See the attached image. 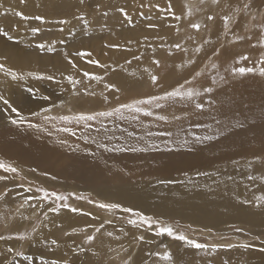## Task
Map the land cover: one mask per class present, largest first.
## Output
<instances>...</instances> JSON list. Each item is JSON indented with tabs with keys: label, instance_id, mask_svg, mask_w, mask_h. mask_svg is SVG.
I'll use <instances>...</instances> for the list:
<instances>
[{
	"label": "snow or ice",
	"instance_id": "6c2138e0",
	"mask_svg": "<svg viewBox=\"0 0 264 264\" xmlns=\"http://www.w3.org/2000/svg\"><path fill=\"white\" fill-rule=\"evenodd\" d=\"M53 0H45L47 5ZM28 0H19V4L27 5ZM53 7L55 4L53 2ZM76 11L71 14H65L52 20L60 32L65 31V27L72 25L73 20L80 23L82 32L85 35L90 34L92 22L89 20V15L92 11L89 10L87 0H77L75 5ZM103 5L102 0H97L95 13H99L104 17L109 16L107 8ZM140 7H146L141 2ZM147 7L156 9L158 15L154 18L152 15H145L140 12L148 23L146 28L149 30H159L160 24L153 22L154 20H166L171 18L173 21L185 20L188 27L197 35H189L188 40L194 41L191 47L185 46L179 42H174L169 47L183 53L188 57L186 61L181 59V63L177 67L183 72L187 70V74L183 75L181 80H178L170 89H164L162 92L150 94L143 98L132 99L130 102H122L116 106L106 108L104 110H94L91 112H78L75 114L52 115V109L57 107L53 102L51 107L40 106L39 110L29 109L28 114H25L23 108L13 106L8 98L0 95V102L5 106L2 111L10 112L7 116V121L16 128L32 129L37 132H47L48 136H52L53 132L48 125L55 127L57 120L61 126L56 127L57 133L63 132L70 136L76 137V127H82L84 131L77 137L83 141L87 157L97 158L98 154L103 153H130V154H145L152 152L160 153H176L185 151L194 153L203 151L205 147H215L213 142H221L228 139L234 132L241 130L244 132L251 131L252 139H259L262 148L259 152H253L252 158L245 160L241 164L238 160H231V164L237 170L245 169L244 177L255 182L258 177L253 174V170L264 172V110H262L258 124L257 119L250 116H227L223 113V108L227 100L221 99L219 93L229 83L242 77H258L264 79V56H260L256 61L259 64V70L255 64L248 66L247 62L250 57L246 54L233 52V47L244 42H251L253 36L256 37V43L252 47L264 49V0H199L198 4L190 2L185 6V9L177 14L171 0L162 7L159 3L149 4ZM0 15L11 12L18 17L21 22H27L31 19L48 23L49 20L44 15H26L24 11L17 9L4 8ZM214 9H219L217 13ZM116 11L122 17L125 24H130L135 27L134 18L125 7H118ZM204 14L199 21L193 17L198 14ZM219 20L220 27L216 29V38L212 39V28ZM168 27H175L177 34L180 28L178 24H169ZM240 28L241 32L235 29ZM201 29L205 30V34L200 35ZM15 31V28L11 29ZM30 32L33 36H38L41 32L40 27H31ZM0 36L8 41L15 40V37L10 34V30L0 28ZM147 37L145 40L147 41ZM131 43V42H129ZM187 43V42H186ZM40 51H53L54 49L46 42H40L35 45ZM109 48H118V45H106ZM159 47L163 48L161 44ZM149 50L155 54L157 47L151 44L148 45ZM131 51L130 48L126 49ZM169 55H172L170 50ZM67 63L73 68L78 69L75 61L69 57L67 52L64 53ZM75 56L87 57L88 64H94L97 67L108 70L111 66L101 64L98 60H92L91 53L87 51H76ZM233 61L228 63L227 60ZM132 59L140 61L142 55H133ZM131 64L132 61L128 60ZM152 64L159 68L161 62L159 59H152ZM201 66L203 71H201ZM115 70V69H112ZM148 74L150 83L153 87L161 88L159 83L160 77L153 73L151 69L145 67L143 69ZM0 73L10 77L13 82L23 81L26 77L37 81L47 80L53 81L55 77L50 74L27 72L20 73L11 68H7L4 63H0ZM83 78L89 81L100 83L105 79L102 75L82 72ZM135 75V73H132ZM70 87L71 93L74 96L90 95L96 96L97 93L89 91L88 86L80 88L82 80L76 76L68 74L63 76ZM59 84L60 81H57ZM104 88L120 92L115 84L105 83ZM30 98L38 101H49L47 95L38 94V90L33 87L26 89ZM101 95H103L101 93ZM119 100V96L115 97ZM103 100L108 101V96L103 95ZM62 101L59 107H63ZM177 106H179V114H177ZM159 110V111H158ZM71 112V109H69ZM162 112L166 114H161ZM207 116L209 122H199L202 117ZM31 117H35L37 122H33ZM145 118H152L148 123ZM198 122L193 123V120ZM173 125V129L167 131H152L153 126L158 127L159 123ZM71 125V126H70ZM126 125H134L133 130H129ZM261 128L259 135L256 133L257 127ZM94 129L95 134L87 130ZM136 129H140L138 133ZM200 130V131H198ZM119 133V134H118ZM161 138L163 147L161 146ZM61 146H69L66 139L59 141ZM88 146H95V150H91ZM73 151L81 150L79 145L69 146ZM35 171V169H32ZM0 181L5 182L3 187H0V205L12 203L14 209L8 215H0V223L8 228L10 223H17L19 226L15 229H10L7 233L0 232V241L8 245L4 249H0V264H16L15 258L23 257L27 264H32L33 257L26 254L22 250L24 244L34 245L37 243L43 244L44 247L54 252L60 249L61 245L66 243L65 238L72 239L74 247L69 251L73 254L74 259L69 261L66 256H60L55 259H48L41 256L39 264H77L80 255L88 256L85 264H141V261L134 257L131 249L136 244L149 243L145 235L133 232H126L121 228L120 235L113 231H107L106 225H111L112 218L100 219L91 212H84L83 208L74 207L68 201L69 195L62 194L55 190H50L47 187L33 185L31 181H27L25 187L24 181L26 178L21 174L19 168L10 164H5L0 161ZM47 175V173H45ZM187 176V173H185ZM226 177V179H225ZM201 178L206 181L211 180L213 185L219 188L221 185H227L229 181L236 183L235 176L228 173L225 168H215L213 171H198L195 174V179L189 178L187 185L199 187L197 183ZM54 179V177H53ZM260 195H253L252 198L239 200L241 206L248 205L254 210H258L261 216H264V175L259 177ZM161 184L173 183V181H160ZM203 187L209 191L212 190V185L205 183ZM247 187V186H246ZM76 200H87L88 204L95 205L96 208L107 211L115 216L117 211L128 213L130 216L125 219V223L130 226V229H144L147 232L154 234V237L167 236L173 240L183 242L189 249L195 250L197 253H202L203 264H233L232 258L227 253L239 251L242 254L255 250L264 254V233L252 235L243 227H233L234 234H243L248 237L247 240L233 241L230 236L217 235L214 232H209L206 242H199L195 238H191L171 224H166L160 219L144 214L131 207H124L119 202H97L94 199H89L84 196L70 194ZM67 211L71 214H80L92 217L93 221L99 220V223L86 224L81 228L69 226L65 228L63 222H58L61 213ZM91 229V233H89ZM56 231L62 233L61 236L55 235ZM109 238V241H121L123 238L130 237L131 243L125 245L121 243L119 249L113 248L111 243H105L104 237ZM258 241V245L251 241ZM106 249V251H105ZM152 252L149 255L156 257L159 261H166L167 264H176L173 254L167 250ZM115 253L114 256L109 255ZM155 264V261H154ZM241 264H247L246 261H241Z\"/></svg>",
	"mask_w": 264,
	"mask_h": 264
},
{
	"label": "bare ground",
	"instance_id": "6f19581e",
	"mask_svg": "<svg viewBox=\"0 0 264 264\" xmlns=\"http://www.w3.org/2000/svg\"><path fill=\"white\" fill-rule=\"evenodd\" d=\"M133 1L135 4V7H136L135 9H138L140 7L139 6L140 0H133ZM147 1H149V3H153L154 0H147ZM164 1L165 0H162V3H164ZM3 3H5V2H3ZM165 4L166 3H164L163 5H165ZM64 5H66V4H64ZM67 5H69V4H67ZM70 6H71V4H70ZM32 7H34V6H32ZM148 9L150 10V7ZM151 11H152V9H151ZM1 16L3 18L6 15L5 16L1 15ZM6 18H7V16H6ZM106 19H108V18H106ZM12 20L13 19H11V21ZM99 21H101V20L99 19ZM105 21H107V20H105ZM161 22L164 23L165 21H163V19H162ZM124 25H126V24H124ZM118 26L121 27V25H118V24L116 26L113 25V27H115L116 29L120 28ZM99 27H100V25H99ZM113 27H111V28H113ZM162 27L163 26L160 25L159 30H154V32L147 31V33H146L147 35L146 34L140 35L141 33H144V31H145L141 27H138L135 31L133 30L134 34L132 35V38L135 35L139 34V38L137 40H135V42H133V44L135 43L133 46L134 54L135 55H138V54L141 55V54H143V52H145L148 55L152 56L153 53L148 48L149 44L156 46V47L161 45V44L165 45V42L168 41L169 39H168V37L165 38L162 36V35L167 33V32L165 33L164 31L163 32L161 31ZM217 28H219V27L217 26L216 29ZM100 29H98V30H100ZM107 29H108V27H107ZM95 30L97 31V29H95ZM95 30H92L91 33H93V31H95ZM124 33H122V34H124ZM128 33L129 32H127V34ZM131 33H132V31H131ZM89 35H91V34H89ZM98 35L99 34L93 35L92 37L93 38L98 37ZM156 35L162 36L161 37L162 43L159 42V39H156ZM18 37H20V35ZM73 37H75V35ZM85 37L87 38V36H85ZM145 37L148 38L147 41L145 40ZM86 38H85V40H86ZM93 38L91 39L92 41L90 40L91 42H93ZM3 39H4V37H3ZM83 40H84V38H83ZM81 41H82V39H81ZM91 42H90V44H91ZM79 43H80V41H79ZM30 44H32V43H30ZM94 44H97V42L96 43L94 42ZM127 44H129V43H127ZM170 45L171 44H168V46H170ZM66 46H68V45H66ZM15 47L16 46H14L13 48H15ZM56 47H57V45H56ZM126 48L124 49L125 51H126ZM159 49L160 48L157 47V50H159ZM170 50L172 51L173 54L169 56L170 58L168 60L170 61V59H171L173 61V63H176L178 57L175 56V53L173 52L174 49H170ZM260 50H262V49H260ZM20 51H21V49H20ZM101 51H102V49H101ZM120 52H123V51H120ZM113 53H114V51H113ZM10 54H11V52H10ZM101 54H103V52ZM133 55H132V57H133ZM50 56H52V54H50ZM158 56H161V55H158ZM75 57H77V56H75ZM132 57L131 58H127V57L125 58V56H123V55L121 57L114 56L110 63H106L107 65H110L111 67L107 71L104 69H101V71L103 70L102 71L103 74L107 75L108 82L111 84H115L118 88H120L119 93H123V94H128L130 92L136 93V91H138V89H139L140 72L143 71L142 68H143L145 60L141 59L140 61H136V60L132 59ZM98 59H100V58H98ZM80 60L83 61L82 57ZM128 60H131L132 63L131 64L127 63L126 61H128ZM103 61L104 60H102V62L101 61L100 62L103 63ZM105 61L108 62V60H106V57H105ZM13 64H14V62H13ZM170 64H171V61H170ZM93 65L94 64H92V66ZM68 66H69V64H68ZM94 67H95V65H94ZM112 69H115V70H112ZM95 70H97V69H95ZM174 71H175L176 75H178V76H179V74L181 75V73H182V72H179V68L177 67V65H174ZM98 72H99V70H98ZM37 73H39V72H37ZM45 73L46 72H44V74ZM132 73H135V75H132ZM49 74L53 75L55 77V79L53 81H47L46 80L45 90L49 94H51V97H52L49 101H38V100L34 101L33 99H30L27 101H23L22 107L19 105L18 102L14 103L13 106H20L21 108L24 109L25 114H28L29 109L39 110L41 105H43L45 107H51L53 102H54V96L57 94V92L60 91V88L62 87V85H68V84H67L66 80L61 78L64 76V75H62V73L58 74L54 71V72L49 73ZM68 74H70V73H68ZM169 77H170L169 78L170 80L168 81V84L171 83L172 85H175V83L177 81L176 82L174 81V78H173L174 76L173 77L169 76ZM57 81H60V83L58 84ZM83 81L84 82H91L87 79H83ZM233 82L229 83L226 86V88H224L221 91V93H219L221 99L228 101V103H226L224 108H223V113L227 116L239 115L241 118L243 116H250L253 119H257L258 124H259L260 123V121H259L260 114H261L262 110H264V80L250 78L249 80L235 81L234 84H233ZM38 85H40V84H38ZM16 86H18V85H16ZM164 86H163V88H164ZM0 87H1V82H0ZM6 87H7V89H9L10 85H7ZM14 87H15V85H14ZM152 88H153V86H152ZM65 89L66 88H64V90ZM102 92L105 93V95H107L109 97V99L110 98L114 99L116 97L115 90L104 89V91H102ZM9 93H10V91H9ZM69 93H70V91H69ZM41 94L43 95V93H40V95ZM25 95H26V93H25ZM61 95H62V93H61ZM100 96H101V94H100ZM59 97H60V94H59ZM62 97H63V95H62ZM85 97H87V96H85ZM87 98H89V97H87ZM8 99L11 102V99L10 98H8ZM111 99L109 101H111ZM59 100H57V101H59ZM72 100H74V99H72ZM76 100H74V102ZM81 100H78V103ZM94 101H96V100H94ZM125 101H127V100H125ZM102 102H103V100L101 102H97L96 103L97 105L91 104L92 106L90 107V110L92 111V110L98 109L102 105ZM2 105H3V103L0 102V156L4 157L5 159L6 158L14 159V161L17 165L19 162H23L28 167H29V165H31V168L35 169V172L32 171L31 168H27V167L23 168L24 171L26 170L27 174L30 175L31 177H38L39 179L38 178L37 179L39 181L43 182L47 186H50L51 183H53L55 185L57 183V184L61 185L62 187H65L67 190L68 189H72V190L75 189L79 192H85V193L93 195L95 198H97L103 202H119L124 207H131L137 211L146 213V215H151V216L154 215L157 217H164V218H176V219H180L179 221L182 220L185 222H196L198 224H205L207 226H210L212 222L215 223L216 217L223 216L225 219H230L231 221H243V222H246L249 224L254 223L255 225H259V226L264 225V216H261L259 214L258 210H254L248 205L241 206L238 202V199H237V197H238L239 200H243L246 198H252L253 195H260L261 192H260L259 186L261 184V181L259 180V177L261 175H264V172L256 171L254 169L253 174H255L258 177V179L255 182H250L244 177V173L246 172L245 169L237 170L231 164V160H238L241 162V164H243L245 160L252 158L253 152H259L261 150L262 145H261L259 139H252L253 133L251 131L244 132L241 130H237L228 139H224L221 142H213L216 144L215 147L208 146V147H205L203 151H197L194 153H188L185 151H180V152H176V153L152 152V153H145V154H139V153H137V154L103 153L102 155L98 154L97 158H95V159L91 158V157H87V153L85 155H82V151H83V149H85L86 146L83 143V141L77 139V137H79L82 133H77L76 137L69 135L70 139H72V140L74 139V142L79 143V148L81 150L73 151L72 148L69 147V146H73L72 143H69L68 144L69 146H65L63 149L65 150V152L67 153L68 156L76 158V160L78 161V164H76L77 166L76 165L70 166L68 169H66L65 172H57V177L60 181V182H58L57 180L52 179V175L50 174L51 172L47 173V175H45L44 171H39L38 169H36L34 167V163L31 164L32 162L30 163L29 161H27L21 157V152L24 149L32 150L33 147H35V146L44 147L45 148V151H44L45 156L53 155L54 153H56L58 151V149L56 147V144H57L56 138L52 137V136H48L47 132H37V131L32 130V129H26V127L18 129L15 126L11 125L7 121V116L11 115V113L2 111V108H1ZM74 105H76V103ZM109 105H111V104H109ZM78 106H81V104H78ZM58 110H60V109H58ZM72 110H73V108H72ZM72 110H71V112H72ZM75 111H74V113H75ZM77 112L78 111H76V113ZM55 114H59V113L56 112ZM33 118L35 119V117H33ZM145 122L148 123V121L146 119H145ZM195 122H198V121H196L194 119L193 123H195ZM199 122H209L210 123L211 121L207 116H205V117H202ZM126 126L129 127V130H133L134 125H126ZM173 127L174 126L171 124H165V123L161 122V123H159L158 127L153 126L151 128V130L155 131V132L167 131V130L173 129ZM79 131L81 132V130H79ZM87 131L91 132V134H95L94 129L87 130ZM136 131L139 133L140 129H136ZM198 131H200V130H198ZM260 132H261V128L258 126L256 129L257 135H259ZM164 139H166V138H161V146L162 147H163V140ZM88 147L91 150H95V146H88ZM25 153H26V151H25ZM30 153L31 154L28 153L29 156L32 155V151H30ZM39 155H40V153H39ZM30 158H32V157H30ZM48 158H50V157H48ZM55 158H57V157H55ZM49 160H51V159H49ZM37 161H39V160H37ZM52 161H53V159H52ZM55 161H57V159ZM36 165H37V163H36ZM53 166H55V165H53ZM44 167H45V165H44ZM215 168L227 169L228 173L235 176L236 183H232L231 181H229L227 183V185H221L219 188H217L215 185H213L211 180H208L205 182V180L203 178H201L199 181H197V183L200 185L199 187H192L190 185H187V180L189 178L195 179V174L198 171H213ZM37 172H39L40 174ZM185 173H187V176L185 175ZM225 179H226V177H225ZM161 180L173 181V183L161 184L160 183ZM205 183H207L208 185H212L211 191H209L207 188L203 187V185ZM84 212H89V211H84ZM91 213L95 216H98L101 220L105 219V218H112L113 219V222L111 225H106L107 231H113L115 234L120 235L119 230L121 228H123L126 232L130 231L133 233L145 235V237L149 241V243H146V244L141 243L139 245L137 244L138 253H137L136 257L141 261V263L143 261L144 256L147 254L148 250L152 249L154 246H157V247L163 246L162 248L164 249V246H167L169 244V241H170L169 238H165L164 239L165 243H164L163 239H162L163 237L157 238V237H154V235L150 234L149 232L143 233L142 230H137L134 228L130 229V227L125 223V220L122 217L123 216L122 212L115 214L114 217H113L112 213L110 214L107 212L106 213L105 212L100 213L99 211H93ZM58 222H63L65 228L67 229V228H69V226H75L77 228H80V227H83L84 225L90 224V223L98 224L99 220L93 221L92 217H90V216H84V215H80V214H71V213H68L67 211H63L61 213V216H60V219L58 220ZM104 242L106 244L110 242L111 246L113 248H115V247L117 248V247H119V245L121 243L128 245L129 243H131V240H130V237H128V238L122 237L121 241H116V240L109 241V238H107L105 236ZM7 246L8 245H6L4 242L0 241V249H4ZM72 247H74L72 239H68L66 241V243L61 245L60 249H56L54 252L50 251L48 248L44 247L43 244H40V243H37L34 245H29V248L27 251H28V254L30 253L33 257L32 264H39L41 256H44L45 258H48V259H55V258L60 257V256H66V258H68V256L71 254L69 249ZM181 249L183 250V253H181L182 256H184L185 254L191 253L189 248L187 249L186 247H183ZM105 251H106V249H105ZM236 252L237 251L234 250L232 252L227 253V255L231 256V257H235L233 254ZM249 253H251L252 257H254L255 259H258V260L264 258V254L259 253L255 250H252ZM249 253L245 254L246 257L248 256ZM197 255H199V254H197ZM237 255H238V252H237ZM85 258L88 259L89 257L85 256ZM183 258H184V260L181 259L180 262H184V264H186V262H187L186 260L189 258V255H185ZM248 260H249V257H248ZM25 264H27V262H25Z\"/></svg>",
	"mask_w": 264,
	"mask_h": 264
},
{
	"label": "rangeland",
	"instance_id": "374dc122",
	"mask_svg": "<svg viewBox=\"0 0 264 264\" xmlns=\"http://www.w3.org/2000/svg\"><path fill=\"white\" fill-rule=\"evenodd\" d=\"M3 2H5V3H3ZM53 2L55 4V7H53ZM53 2H49L46 5L45 0H28L27 5L25 6V5L19 4V0H0V4H2L4 8L22 10L25 12L26 15H44L49 20L48 23H41V21H38L35 19H31L27 22H21L20 19L18 17H16L15 15H13L11 12L7 13L8 15L3 14L4 16L6 15L7 18H6V16L2 18V16L0 15V27L2 29H5V30H10V34L15 37V40L8 41L7 39H5V38L3 39V37L0 36L1 37L0 40L2 39L1 41L3 42L2 43L0 41V44L2 43L0 45V51H1L0 52V63H4L7 68H11V69L16 70V71L23 73V74H26L27 72H35V73L39 72V73H43V74H44V72H46L45 74H49V73H52L55 71L58 74L62 73V75H64V76H66L68 73H70L71 75L73 74L74 76H76V78H78V79L81 78L82 85L80 86V88H83L84 86H89L90 91H94L96 93L98 92L97 95L96 96H90V95L88 96V95L81 94L80 96H74L71 93L70 87L68 85H62V87L60 88V91L57 92V94L54 96V103H56L57 107L52 109L53 112L51 114L52 115L75 114L76 111H78V112L79 111L80 112L81 111L91 112V110H90V107L92 106L91 104H96L97 102H101L103 100V95H105V93H103L102 91H104V89H105L104 84L109 83L108 77H107V75L103 74V72H102L103 70L101 71V68L97 67L96 65L94 67V65L92 66V64H88L87 63V59H88L87 57H82L83 61L80 60L81 57H75V55H74L75 52L76 51L90 52L92 54L90 57L92 60H98L101 62H102V60H104L103 61L104 64L110 63L114 56L121 57L123 55V56H125V58L126 57L131 58L132 55L134 54L133 46L135 43L133 44V42H135V40H137L139 38V34L135 35L132 38V35L134 34L133 30L135 31L138 27H141L145 31H144V33H141L140 35L146 34L147 31L154 32V30H149V29L145 28L148 21H146L142 16H140L139 13L143 12L145 15L150 14L154 18L158 15V13H157L156 9L153 7H150V10L148 9L149 7H147V5H149L150 3L147 0H140V4H141V2H143L146 5V7H143V8L139 7L138 9H135L136 7H135L133 0H102L103 5L109 6L106 9L102 8V11L107 10L109 12V16L104 17V16L100 15L99 13L94 12L97 0H87L88 8L90 11H92V14L89 15V20L92 22V26L93 25L94 26L91 27V29H90L91 35H89V34L85 35L82 32L80 23L77 22L76 20H73L72 25L66 26L64 32H60L58 30V27L54 23L51 22L52 20H54L55 18H57L59 16H62L65 14H71L72 12H75L76 11L75 5L77 3V0H53ZM171 2H172V5H173L175 11L177 12V14H180L185 9V6L190 2V0H171ZM191 2L193 4H198L199 0H191ZM156 3H159L163 7L164 6L163 4L167 3V0H165L164 3H162V0H154L153 3H151V4L154 5ZM64 4H66V5L69 4V5L66 6ZM70 4H71V6H70ZM32 6H34V7H32ZM118 7H125L130 12L132 17L134 18L135 27H132V25H130V24L124 25L125 23L123 22L122 17H120L119 13L116 11V8H118ZM151 9H152V11H151ZM214 10L217 13L219 12V9H214ZM2 11H3V9L0 8V12H2ZM203 15H204L203 13L201 15L200 14L195 15L193 17V19L199 21L203 18ZM106 18H108L109 20ZM11 19H13V20L11 21ZM99 19L101 21H99ZM105 20H107V21H105ZM163 21H165V22L162 23L161 20H159V21L154 20L153 22L159 23L160 25L163 26L161 28V31L162 32L164 31L165 33L166 32L167 33L162 35V36L165 38L168 37L169 40L165 42V45L163 48L157 46L160 49L156 50V53L152 54V56L148 55L145 52H143V54H141L142 60H145L142 69L147 67V68L151 69V71L153 73L157 74L160 77L159 83L162 84V87L161 88H157V87L152 88V85L149 81L150 79H149L148 74L141 71L140 72L141 78L139 77V79H140L139 89H138V91H136V93L130 92L128 94H123V93L117 94L115 92L116 96H120L119 100H117L116 98H114V99L110 98L111 101H109L110 99L108 97V101L105 103V101L103 100L102 105L96 110H104L106 108L116 106L117 104L122 103V102H128V101L130 102L132 99L143 98L147 95H150L151 93L156 94L158 92H162L164 89H170L173 85L171 83L168 84V81L170 80L169 76H171V77L174 76L173 78H174V81L176 82L178 80H181V78H182L181 76L187 74V70H184L182 72L179 69V72H182V73H181V75L179 74V76L176 75V73L174 71V65H179L181 63V59L186 61L188 59V57L186 55H184L183 53H180L174 49L173 52L175 53V56L178 57V59H177L176 63H173V61L170 59V61H171V64H170V61L168 60L170 58L169 57L170 55L168 54L169 50H170L168 44H173L174 42H179V43L184 44L185 46L191 47L193 45L194 41L188 40L187 39L188 36L193 35V36H196L197 39H199V35H197L192 29H190L188 27V23L185 20L173 21L171 18H168L166 20L163 19ZM98 24L100 25V27ZM117 24L121 25V27L118 26L120 28L116 29L115 27H113V25L116 26ZM169 24H178L179 28H180L179 34H177L175 27H168L167 25H169ZM217 26L220 27L219 20H217L214 25H210V27L212 28V33H211L212 39L216 38V27ZM31 27H40L41 28L40 34L38 36H33L30 32ZM107 27H108V29H107ZM111 27H113V28H111ZM13 28H15L16 32L11 31V29H13ZM95 29H97L98 32ZM98 29H100V30H98ZM92 30H95V31H93V33H91ZM235 30L237 32H241L240 28H236ZM131 31H132V33H131ZM127 32H129V33L127 34ZM122 33H124V34H122ZM97 34H99L98 37H94V38L92 37L93 35H97ZM203 34H205V30L201 29L200 35H203ZM19 35H20V37H18ZM74 35L76 38L73 37ZM85 36H87V38ZM162 36L156 35V39H159L160 43H162V39H161ZM83 38H84V40H83ZM85 38L87 41L85 40ZM92 38H93V42H91ZM81 39H82V41H81ZM79 41L81 44L79 43ZM40 42H46L54 50L51 52H49V51L40 52L35 47V45L40 43ZM90 42L92 45L90 44ZM94 42L95 43L97 42V44H94ZM129 42H131V43H129ZM30 43H32V44H30ZM127 43H129V44H127ZM254 43H256L255 35L253 36V40L251 42H244L242 44H237L233 47L232 50L235 53L248 55L250 57L249 61L247 62L248 66H252L253 64H255V66L257 67V70H259L260 65L256 64V61L258 60V58L260 56H264V49H262V50H260L261 48H255L254 49L252 47V44H254ZM109 44H111V45L117 44L122 50L119 47L118 48L106 47V45H109ZM56 45H57V47H56ZM66 45H68V46H66ZM14 46H16V47L13 48ZM126 47L130 48L131 51H127V50L125 51L124 49ZM20 49H21V51H20ZM101 49H102V51H101ZM113 51H114V53H113ZM120 51H123V52H120ZM10 52H11V54H10ZM65 52H67L69 54V57L75 61L78 69H80V72H78L77 69H73L70 65L68 66L67 59L64 55ZM102 52H103V54H101ZM50 54H52V56H50ZM138 55H140V54H138ZM158 55H161V56H158ZM105 57H106V60H108V62L105 61ZM98 58H100V59H98ZM152 59H159L161 62V66L159 68H156L152 64ZM223 59L227 60L228 63H233V61L228 60L227 58H223ZM13 62H14V64H13ZM103 63H101V64H103ZM95 69H97V70H95ZM98 70H99V72H98ZM200 70L203 71L202 66H201ZM82 71H88L90 73H95L97 75L102 74V76H105V79L103 81H101L100 83H96L95 81L84 82L83 81L84 78H82L83 77ZM61 78H63V77H61ZM250 78L259 79V80L262 79V78H258V77L248 76V77L237 78L235 81H244V80H249ZM262 80H264V79H262ZM235 81L233 82V84L235 83ZM0 82H1V87H0L1 88L0 89L1 94L0 95H4L6 98H10L12 104L18 102L21 107L23 106V101H27V100L32 99V98H30L29 94L26 91V89L28 87H33L34 89H37L38 94L43 93V95L49 96L50 99L52 98L51 94H49L45 90L46 80L37 81V80L26 77L23 81L13 82L10 77H7L3 73H0ZM38 84H40V85H38ZM7 85H10L9 89H7V87H6ZM14 85H15V87H14ZM16 85H18V86H16ZM163 86H164V88H163ZM64 88H66V89L64 90ZM224 88H226V87H224ZM9 91H10V93H9ZM69 91H70V93H69ZM25 93H26V95H25ZM61 93H62L63 97H62ZM99 93L103 94V95H101L102 97L100 96ZM59 94H60L61 98L59 97ZM85 96H87L89 98H87ZM121 98L122 99L124 98V99L122 100ZM72 99H74V100L77 99V100L74 102V100H72ZM57 100H59V101H57ZM78 100H81V101H79V103H78ZM94 100H96V101H94ZM125 100H127V101H125ZM62 101L64 102V105L61 108V107H59V105L61 104L60 102H62ZM75 103L77 106L74 105ZM78 104H81V106H78ZM109 104H111V105H109ZM20 106H16V107L21 108ZM3 107H5V106L4 105L1 106L2 110L4 109ZM67 108L71 109V110L73 108L72 112H69V110ZM58 109H60V110H58ZM74 111H75V113H74ZM92 111H94V110H92ZM56 112L59 114H55ZM161 114H166V113L162 112ZM177 114H179V106H177ZM31 119L33 122H37L36 118L34 119L32 117ZM145 119L148 122H150L152 120V118H145ZM60 126H61V124H60L59 120L56 121L55 127L52 125H48L49 129L52 130V132H53L52 137H55L56 141H57L56 147H57L58 151L56 153H54L53 155L45 156L44 155L45 154L44 153L45 148L42 146H35V147H33L32 150L24 149L21 152L22 158L29 161L30 163L32 162L31 164L34 163V167L36 169H38L39 171H44L45 173L51 172L50 174L52 175V179L54 177V179L57 180L58 182H60V181L57 177V172H65L66 169H68L70 166H73V165L75 166L76 164H78V161L76 160V158L67 155V153L63 149L65 146H61L59 144V141L61 139H66L68 141V144L72 143L73 146H75L77 144L79 145V143L74 142V139L72 140L69 138V134H66L63 132L57 133L55 131V128L60 127ZM75 130L77 133H82L83 129H82V127H76ZM79 130H81V132ZM25 151H26V153H25ZM30 151H32L31 156H29V154H31ZM39 153H40V155H39ZM85 154H86V151H82V155H85ZM30 157H32V158H30ZM48 157H50V158H48ZM55 157H57V158H55ZM49 159H51V160H49ZM52 159H53V161H52ZM56 159H57V161H55ZM37 160H39V161H37ZM0 161L4 162L5 164H10L12 166H15L19 169L21 168L20 169L21 174L26 178V180L24 181L25 187H27V181H31L33 183V185L44 186L50 190H55V191H58L62 194L69 195L70 199L68 202L74 207H80V208H83L84 211H89V212H93V211H99L100 213H103V212L106 213L107 212V211H103V210L96 208L95 205H93V204H88L87 200H76V199L72 198L70 195L72 193H75L76 195L84 196V197H87L89 199H94L97 202H103V201L95 198L91 194H88L85 192H79L75 189H73V190L68 189L67 190L65 187H62L61 185H59L57 183H56V185L51 183L50 186H47L43 182L39 181L38 177H31L30 175L27 174L26 170L24 171V169H23L26 167L31 168V165H29V167H28L23 162H19L17 165L15 163L14 159H10V158L5 159L4 157H1V156H0ZM36 163L38 166L36 165ZM44 165H45V167H44ZM53 165H55L56 167ZM37 173H39V172H37ZM0 174H2V173H0ZM4 183L5 182L1 181L0 187H3ZM13 209H14V205L11 202L8 204L0 205V215L6 216ZM119 212H122V211H117L115 214H118ZM107 213H110V212H107ZM124 214L125 213H123V216H122L124 220L130 216V214H128V213H126L125 215ZM144 214H146V213H144ZM149 216H151V215H149ZM152 217L158 218L166 224H171L173 227L177 228L178 231L184 232L186 235L190 236L191 238H195L199 242H206L209 232H214L217 235L230 236L233 241L247 240L248 239V237L244 236L243 234H234L232 231L233 227H243L248 232H250L252 235L264 233V225L259 226V225H255L254 223L249 224V223H246L243 221H231L230 219H225L223 216L216 217L215 218L216 222L215 223L212 222L210 226H207L205 224H198L196 222H185L182 220L179 221L180 219H176V218H164V217H157L154 215ZM18 226L19 225L17 223H10L8 228H6L4 226V224L0 223V232L7 233L10 229H15ZM139 230H142L143 233L147 232L144 229H139ZM91 231L92 230L89 229V233H91ZM149 233L153 234L151 232H149ZM55 235L61 236L62 233L60 231H56ZM157 238H162L164 243H165V241H164L165 238L170 239L169 244L167 245V250L173 254V257L176 261V264H181V263L184 264V262H180V261H181V259L184 260L183 257L185 255H189V258L186 260L187 261L186 264H203L202 253H196L195 250L190 249L191 253L185 254L184 256L181 255V253H183V250L181 248L186 247L188 249V247L186 245H184L183 242L173 240L172 238L167 237V236H161V237H157ZM262 238H264V237H262ZM68 239H70V238H65L66 241ZM251 242L254 244L259 243L258 241H255V240H252ZM162 247L154 246L152 249L148 250L147 254L144 256L141 264H154V261H155V264H167L166 261H159L156 257L149 255V253H152V252L163 253L166 249H165V246H164V249ZM28 248H29V245L24 244L22 248H18L17 250H22L26 254H28V251H27ZM116 249H119V247H117ZM131 251H132L133 256L136 257L137 253H138L137 244L131 249ZM237 252H238V255H237ZM237 252L233 254L235 257L230 256L232 258L233 264H241V261H246L247 264H264V258L259 259V260L255 259L254 257H252L251 253H249L250 251L248 252L249 254L247 257L245 255L247 253H244V255H243L241 252H239V251H237ZM197 254H199V255H197ZM28 255H31V254L29 253ZM109 255L114 256L115 253H110ZM85 256L86 255H83V254L80 255L78 260H77V264H85V261L88 260L85 258ZM248 257H249V260H248ZM14 259L16 260V264H25L23 257H18V258L14 257ZM67 259L69 261L73 260L74 259L73 254L71 253Z\"/></svg>",
	"mask_w": 264,
	"mask_h": 264
}]
</instances>
